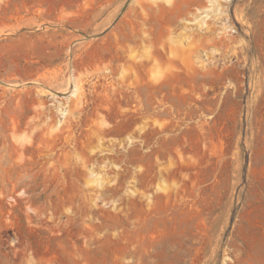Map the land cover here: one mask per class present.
I'll return each instance as SVG.
<instances>
[{"label": "rangeland", "instance_id": "rangeland-1", "mask_svg": "<svg viewBox=\"0 0 264 264\" xmlns=\"http://www.w3.org/2000/svg\"><path fill=\"white\" fill-rule=\"evenodd\" d=\"M0 264H264V0H0Z\"/></svg>", "mask_w": 264, "mask_h": 264}, {"label": "bare ground", "instance_id": "bare-ground-1", "mask_svg": "<svg viewBox=\"0 0 264 264\" xmlns=\"http://www.w3.org/2000/svg\"><path fill=\"white\" fill-rule=\"evenodd\" d=\"M135 52H136V51H135ZM130 54H131V53H130ZM130 57H131V56H130ZM135 60H137V58H136ZM135 60H134V61H135ZM138 60H139V61H137L136 64L138 63V65H139V64L142 65V64L144 63L142 60H140V58H138ZM134 66H135V65H134ZM136 66H137V65H136ZM137 67H138V66H137Z\"/></svg>", "mask_w": 264, "mask_h": 264}]
</instances>
